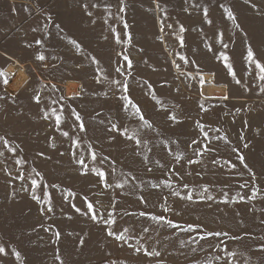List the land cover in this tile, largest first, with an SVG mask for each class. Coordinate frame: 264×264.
Listing matches in <instances>:
<instances>
[{"label": "rangeland", "instance_id": "obj_1", "mask_svg": "<svg viewBox=\"0 0 264 264\" xmlns=\"http://www.w3.org/2000/svg\"><path fill=\"white\" fill-rule=\"evenodd\" d=\"M249 45L264 65V0H0V264H264V80ZM11 65L28 75L18 90Z\"/></svg>", "mask_w": 264, "mask_h": 264}, {"label": "snow or ice", "instance_id": "obj_2", "mask_svg": "<svg viewBox=\"0 0 264 264\" xmlns=\"http://www.w3.org/2000/svg\"><path fill=\"white\" fill-rule=\"evenodd\" d=\"M121 2H123V0H121ZM158 6H159V5H158ZM84 7L87 8L88 5L85 4ZM221 7H224V6L221 5ZM121 10H123V9H121ZM225 10L227 11L228 18L234 20V19H235L234 13H232V11H231L230 9H225ZM207 12H208V10H207V8H205V9H204V14H205L206 16H207ZM47 19L51 20V16H48ZM208 22L211 23V20H209ZM237 26H238V25H237ZM57 27H58V25H57ZM125 27H127L126 24H125ZM34 30H35V29H34ZM180 30H181V31H184L185 29L183 28V26H181V29H180ZM221 35H222V34H221ZM182 42H183V38L181 37V43H182ZM36 43L39 44V43H42V41H39V40H38V41H36ZM73 43H76V42L73 41ZM224 58H225V60L228 59L227 56H225ZM38 59H40V60H44L45 57H44L43 55H40V56H38ZM247 59H248L249 61H251V62H253V63L256 64V66L260 69V73H261V75H260V79H261V80H264V65H262L258 60H255V59H254V53H253V51L251 50V46H250V45H249V47H248V55H247ZM125 60L128 61L127 67H128V68H131V61L129 60V58H128L127 56H125ZM229 67H231V65H229ZM13 75H14V74H13ZM0 77L3 78V82H4L5 84L8 83V74L6 73V71H5L4 69H0ZM114 83L120 85V86L123 88L124 92L127 93V91H128V85H127V83H126L125 81H114ZM237 83H239V81H237ZM53 87H55V85H53ZM35 99H36V101L39 103V101H40V97H39V96H36ZM61 99H63V97H62ZM121 99H122L127 105L131 106V109L134 111V114L138 115V116L140 117V120L144 121V124H145L147 127H149V128L152 127L151 123H150L149 121L145 120V118H144V116H143V113L141 112L139 106H138V105H135V104L132 102L131 98H130L128 95H126V94H125V95H122V96H121ZM54 103H55V101H54ZM51 111H52V114L55 116V123H56L57 125H59V124L61 123V115H60V114H57L56 109H52ZM170 119H172L173 121H175V120H176V116H175V114L171 115ZM76 120L80 122V123H79V128H80L81 130H84V127H85V126H84L83 120H82V118L80 117V115H79L78 113L76 114ZM113 128H117V126H116V125H113ZM117 130L119 131L120 129L117 128ZM123 132H124L125 135H127V138H128V139H130V140H134V141L136 142L137 145H139V144L141 143V140H140V138H139V134H138V132H136L135 130L129 132V129L124 128V129H123ZM63 134H64L65 136L68 135V133H66V132L63 133ZM0 140H4L5 143H8V141L5 140L3 137H0ZM77 143H79V141H77ZM193 143H195V141H193ZM245 147H248V145L246 144ZM12 151H15V149H12ZM0 155H2V153H0ZM41 155H43V154L41 153ZM92 158L95 159V153H94V152L92 153ZM239 159H240L241 161H243V160H244V157H243V156H240ZM77 162H78V163H81V164L83 163L82 160H78ZM20 163H24V161L21 160ZM233 167H235V165H233ZM245 167H247L246 164H245ZM97 175L100 176V177H102V178L105 177V173H103V172H97ZM17 179H21V180H22V179H24V177H23V176H18ZM37 185H38V181L35 180V179H32V186H33V189H35V187H36ZM118 186H119V187H122L123 185H118ZM24 190L27 191L26 188H25ZM70 194H71V193H70ZM12 195H15V193L13 192ZM190 198H191V197H189V199H190ZM33 199H35V200H39L40 197H39V196H36V195H33ZM141 199H142V198H141ZM48 205H49V206H48L47 208H41L40 211H41L42 213H45V212H51V211H52V208H51V201H50V200L48 201ZM93 207H94V206H93L92 203H90V202L87 203L86 210L84 211L83 214H84V215H89V213L91 212L90 219H92L93 221H96V220L98 219V214H97L96 212L92 211V210H93ZM76 211H77V212H80L81 209L76 208ZM141 215H146V213H141ZM99 218H100V219H103V217H99ZM152 219H154V220H163L164 217L152 216ZM104 223H105V224H112V223H115V219H114V217H110V218L104 220ZM168 223L171 224V225H173V227H178V225L173 224L172 221H168ZM193 229H194V226H193V225H188V228H187L186 230H187V231H192ZM145 231H147V229H145ZM108 235L113 236V235H117V233H114L113 231L109 230V231H108ZM208 235H209V236H211V235L220 236V235H222V233H219V232H217V233H208ZM223 235H226V233H223ZM55 236H56L57 239H59V237H60V233H59V231H56V232H55ZM117 238H118L119 240H125V241H126V239H127V237H126V235H125L124 233H121V234L117 235ZM201 239H203V237H201ZM81 243H83V241H81ZM136 251H140V249L137 248ZM146 251H147V250H146ZM2 252H4V248H3L2 246H0V253H2ZM16 255H17V257H19L20 254L17 253ZM148 255L159 256L160 253H159V252H148ZM230 255H233V256H234L235 253H231ZM56 258H57V259H60L59 256H57ZM61 264H63L62 261H61Z\"/></svg>", "mask_w": 264, "mask_h": 264}, {"label": "bare ground", "instance_id": "obj_3", "mask_svg": "<svg viewBox=\"0 0 264 264\" xmlns=\"http://www.w3.org/2000/svg\"><path fill=\"white\" fill-rule=\"evenodd\" d=\"M22 68V67H21ZM8 72L11 73L13 79L10 82L11 87L16 88L17 90L20 89L28 80V75L26 72L20 68H17L16 65H11L8 68ZM14 74V75H13ZM205 80L208 82L209 86L207 88L208 93L210 96H217L218 94L224 95L225 94V87L221 85H216L212 83V76L210 74L205 75Z\"/></svg>", "mask_w": 264, "mask_h": 264}, {"label": "crops", "instance_id": "obj_4", "mask_svg": "<svg viewBox=\"0 0 264 264\" xmlns=\"http://www.w3.org/2000/svg\"><path fill=\"white\" fill-rule=\"evenodd\" d=\"M49 23V22H48Z\"/></svg>", "mask_w": 264, "mask_h": 264}]
</instances>
